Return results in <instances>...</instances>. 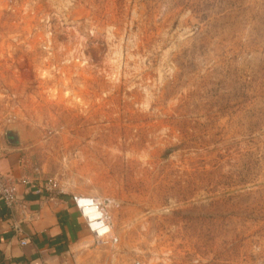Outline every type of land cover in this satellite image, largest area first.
Here are the masks:
<instances>
[{"label":"rangeland","instance_id":"obj_1","mask_svg":"<svg viewBox=\"0 0 264 264\" xmlns=\"http://www.w3.org/2000/svg\"><path fill=\"white\" fill-rule=\"evenodd\" d=\"M0 132L71 264H264V0H0Z\"/></svg>","mask_w":264,"mask_h":264},{"label":"crops","instance_id":"obj_2","mask_svg":"<svg viewBox=\"0 0 264 264\" xmlns=\"http://www.w3.org/2000/svg\"><path fill=\"white\" fill-rule=\"evenodd\" d=\"M0 173L20 179L26 174L21 148L0 132ZM17 198L22 207L11 216L0 203V264H71L70 255L85 236L86 225L72 198L35 193L33 187L19 185ZM24 209V210H23ZM20 221L25 245L12 232Z\"/></svg>","mask_w":264,"mask_h":264},{"label":"built area","instance_id":"obj_3","mask_svg":"<svg viewBox=\"0 0 264 264\" xmlns=\"http://www.w3.org/2000/svg\"><path fill=\"white\" fill-rule=\"evenodd\" d=\"M0 149V153H1ZM0 158L2 156L0 155ZM22 165H24V162L22 161ZM31 175L28 176L27 173L24 177L20 179H15L10 175H3L0 173V203L8 210L9 214L12 216L17 215L18 207H22L18 201L17 198V187L19 185L25 186V187H33L35 189V193H41V194H53V192L57 189L56 184L52 180H47L44 183L41 182L39 179V172L36 169L31 170ZM81 199L73 197L72 201L76 207V209L79 211L80 215L84 218L85 223L87 225V228L90 230L91 233L95 232V234L98 236L103 231H105V226L102 221L98 218L99 222L101 223L100 227H93L92 222L87 219L82 211V208L80 206ZM92 202V201H91ZM24 210V209H23ZM104 228V230H103ZM99 230H103L100 231ZM12 232L15 236L20 237L19 244L25 245L26 239L23 237V232L20 227V221L14 222L12 225Z\"/></svg>","mask_w":264,"mask_h":264},{"label":"bare ground","instance_id":"obj_4","mask_svg":"<svg viewBox=\"0 0 264 264\" xmlns=\"http://www.w3.org/2000/svg\"><path fill=\"white\" fill-rule=\"evenodd\" d=\"M79 202H80V206L82 208L84 216L92 222V226L93 227H100L99 225L101 223L98 220L99 212H97V209L94 207L93 203L90 200L83 199V198ZM87 205L93 206L94 208L89 207ZM103 230H104V228H103ZM103 230H99L100 233Z\"/></svg>","mask_w":264,"mask_h":264},{"label":"water","instance_id":"obj_5","mask_svg":"<svg viewBox=\"0 0 264 264\" xmlns=\"http://www.w3.org/2000/svg\"><path fill=\"white\" fill-rule=\"evenodd\" d=\"M7 135L10 137V139L16 142V139L12 133L8 132Z\"/></svg>","mask_w":264,"mask_h":264}]
</instances>
